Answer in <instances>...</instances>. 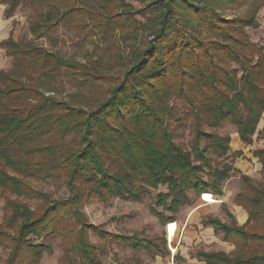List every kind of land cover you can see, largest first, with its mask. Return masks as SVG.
Returning a JSON list of instances; mask_svg holds the SVG:
<instances>
[{"label":"trees","instance_id":"obj_1","mask_svg":"<svg viewBox=\"0 0 264 264\" xmlns=\"http://www.w3.org/2000/svg\"><path fill=\"white\" fill-rule=\"evenodd\" d=\"M135 1L140 7L101 0L99 9L81 14L67 7L68 0H0L7 19L20 6L30 10L36 39H47L67 21L76 31L99 30L106 41L117 38L116 32L133 41L126 58L102 47L86 63L15 40L13 30L0 42L13 60L12 71L0 70V246L9 248L1 264H40L58 238L66 242L59 264H104L89 231L132 248L133 259L120 264H144L142 252L156 257L167 250V233L108 234L87 222L85 205L140 199L130 187L140 181L166 186L150 211L174 224L190 202V190L223 195L231 173L240 176L236 203L249 218L244 225L231 212V223L203 218L202 225L221 233L235 250L200 251L198 257L206 264H264V182L231 164L218 167L213 158L231 152V136L219 128L232 124L252 145L264 115V46L250 41L246 31L256 25L255 13L225 15L246 0ZM79 14L90 19L78 21ZM66 86L76 92L67 98L45 94ZM172 99L186 109L183 116ZM173 123L187 125L189 149L176 141ZM259 136L264 138V129ZM243 154L233 152V158ZM253 155L264 168V149ZM206 171L212 181L203 178ZM34 183L65 188L69 196L54 199Z\"/></svg>","mask_w":264,"mask_h":264},{"label":"rangeland","instance_id":"obj_2","mask_svg":"<svg viewBox=\"0 0 264 264\" xmlns=\"http://www.w3.org/2000/svg\"><path fill=\"white\" fill-rule=\"evenodd\" d=\"M57 1V0H53ZM136 8L140 7V4L135 0H129ZM101 0H68L67 7H74L84 14L85 10L99 9L101 7ZM5 6H0V17L5 18L3 11ZM264 11L263 0H246L241 7L235 12L228 11L225 15L228 16H244L248 12H254L256 18V25L254 27H246L248 39L257 45H262L264 34H261L259 22L261 21L262 12ZM79 14L77 16L78 21L89 16H83ZM138 19L143 20L138 17ZM10 25H14L16 28L15 37L19 41L26 43H34L45 46L47 49L57 52L65 57L81 61L88 62L90 58L97 55L100 56V49L110 48L112 54H120L123 58H126L129 52V46L133 41L126 36V34L117 33V38H111L106 41L102 33L91 28L90 31L80 32L76 31L70 22H61L57 30L50 35L47 39H36L29 30L30 25V10L26 6H20L15 15L10 19ZM90 32V33H89ZM113 41V42H112ZM109 46V47H108ZM99 47V48H98ZM104 57V55H103ZM116 57V56H115ZM232 67L238 68L237 64H232ZM13 60L5 54V50L0 52V70L12 71ZM76 92V88L66 86L63 92H56L55 95L59 98H67L68 95ZM47 92H45L46 94ZM171 105L176 108L179 116L184 115L186 110L182 103L177 99L171 100ZM187 125L182 123H173V130L175 131L176 141L179 142L185 149L190 148L191 137ZM261 130V129H259ZM221 134H228L231 136V152L232 149H237L236 140L237 128L232 124H226L224 127L217 130ZM259 132L255 134V144L246 149V152H252L256 149H264V138L259 136ZM239 140V139H238ZM214 158V164L218 167H222L225 164H235L233 153H229L223 158ZM260 160L252 155L250 157H244L240 160V168L244 174H247L253 180L258 182H264V168L260 164ZM235 167V166H234ZM256 168V169H255ZM209 171H206L202 176L205 180L212 181L209 176ZM37 188L46 190L52 193L54 199L65 198L69 196V193L65 188L58 189L51 184L34 183ZM130 187L133 191L141 195L140 199H127L125 197H115L108 202L92 201L87 203L84 207V213L88 223L95 226H101L108 234H122L132 236L135 233H140V237L144 236H164L167 233V239L169 240V246L167 250L162 254H159V258L151 257L150 255L142 252V259L144 264H190L189 258H198V252L200 251H212L225 249L224 245L219 242L214 236L220 237L221 233L216 234L215 231L207 230L208 227L202 225L201 220L208 216L216 217L226 223H231V217L228 212H233L238 224L241 223L238 220L236 213V197L235 193H239L243 190V184L240 176L236 173H231V177L223 183L225 192L221 196L212 195L213 201H208L209 206L204 205L205 196L203 194H213L211 191H206L202 194L190 190L188 196L190 202L183 206L177 214V220L175 224H164L156 216H154L150 207L155 204L157 196L161 192H167L166 186H159L158 188H152L146 186L143 182H137ZM207 200V199H206ZM205 200V201H206ZM32 207L35 206V202H29ZM213 203L212 205H210ZM201 209H197L199 206ZM4 198L0 195V223L4 217ZM157 210L164 215L170 214L163 211L162 207L156 206ZM194 210V212H193ZM248 213V212H247ZM249 215L247 216V220ZM211 228V226H209ZM110 235H106L104 238H100L97 234L89 231L88 239L98 247V252L102 258L104 264H120V262H127L132 260L134 251L131 247L126 246L123 242L114 241L110 239ZM34 241H37L35 237H32ZM66 242H63L61 238L55 241V249L53 254L45 255L40 264H59V260L63 254ZM182 245L184 256L176 255L177 246ZM188 252V255H186ZM9 254V248L0 246V264L5 261ZM190 255V257H189ZM161 256V257H160ZM185 257V258H184ZM194 264L198 262L193 261ZM200 262V260H199Z\"/></svg>","mask_w":264,"mask_h":264},{"label":"crops","instance_id":"obj_3","mask_svg":"<svg viewBox=\"0 0 264 264\" xmlns=\"http://www.w3.org/2000/svg\"><path fill=\"white\" fill-rule=\"evenodd\" d=\"M3 14H4V16H5V10L3 11ZM1 16V15H0ZM6 18V17H5ZM262 19H261V21L259 22L260 24H259V26L258 27H260V30H261V34H264V11L262 12V17H261ZM11 18H9V19H6V20H4L2 17H0V42L2 41V40H4V39H6V38H8L9 36H10V33H11V31L13 30V37H14V39L15 40H17L16 39V37H15V32H16V28L14 27V25H10L9 23H10V20ZM262 37H264V36H262ZM262 45L264 46V38H263V40H262ZM2 51H4V49H2V48H0V52H2ZM259 129H261V130H263L264 129V115L262 116V118H261V120H260V123H259V125H258V129H257V131H261V130H259ZM237 136H238V139L236 140V144H237V149H232V152H230V154L231 153H233V152H236V151H243L244 152V154L241 156V157H237L235 160V164H234V166L235 167H238V168H240V160L242 161L243 160V158L244 157H250L251 155H252V157L254 156L253 155V151L252 152H246V149H248L249 147H251V146H253V144H255V137H254V143L252 144V145H246L241 139H240V137H239V134H238V132H237ZM250 149H248V151H249ZM255 157V156H254ZM255 158H258V157H255ZM259 159V158H258ZM261 162V161H260ZM262 166H263V164H262V162L260 163ZM241 169V168H240ZM256 169V168H255ZM247 175V174H246ZM224 192H225V187H223V194H224ZM241 192V191H240ZM239 192V193H240ZM238 193V194H239ZM237 193H235L234 194V198L238 195ZM212 195H214V196H221V195H216V194H206L205 195V200H204V205H206V206H209V204H207V202L208 201H210V202H214L213 201V198H212ZM213 203H211L210 205H212ZM235 206V208H236V213H237V216H238V220H239V222L241 223L240 225H244L246 222H247V216H248V213H247V211H246V209H244V207H242L241 205H238L237 203H236V205H234ZM202 208V206L200 205L197 209H201ZM193 212H194V210H193ZM233 213V212H232ZM226 222V221H225ZM170 224V223H169ZM168 224V225H169ZM175 224V223H174ZM207 230H211L212 231V233H213V231H214V228L213 227H211V228H207ZM170 236V235H169ZM169 236H167V237H169ZM214 238L215 239H217L219 242H221L223 245H224V247H226L225 249H222V250H212V251H224V252H226V253H231V252H233L234 250H235V245H233L232 243H230V242H227V241H224L223 239H222V236H220V237H218L217 238V236H214ZM168 246H169V240H168ZM182 245H179V246H177V252H176V255H180V256H184V252H183V250H182ZM207 252H209V251H207ZM187 254L186 255H188V252H186ZM157 258H159V256H156ZM161 257V256H160ZM189 257H190V255H189ZM198 257V256H197ZM185 258V257H184ZM199 260H200V262H199ZM193 261H195V262H198V264H206L205 263V261L203 260V259H201V258H196V259H192L191 260V258H189V263L190 264H194V262Z\"/></svg>","mask_w":264,"mask_h":264},{"label":"built area","instance_id":"obj_4","mask_svg":"<svg viewBox=\"0 0 264 264\" xmlns=\"http://www.w3.org/2000/svg\"><path fill=\"white\" fill-rule=\"evenodd\" d=\"M46 95H55V92H47ZM206 194H203L205 196Z\"/></svg>","mask_w":264,"mask_h":264}]
</instances>
